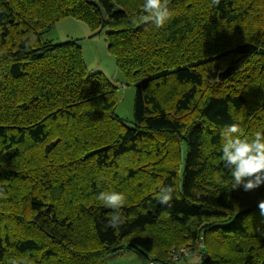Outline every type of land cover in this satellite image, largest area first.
Listing matches in <instances>:
<instances>
[{
    "label": "trees",
    "instance_id": "trees-1",
    "mask_svg": "<svg viewBox=\"0 0 264 264\" xmlns=\"http://www.w3.org/2000/svg\"><path fill=\"white\" fill-rule=\"evenodd\" d=\"M144 2L0 0V264H107L125 251L177 264L174 248L199 243L203 264H264V185L233 190L221 159L226 125L264 132V0H169L159 28L133 23ZM69 16L106 29L136 87L133 121L76 39L44 37ZM112 191L118 213L98 199ZM114 214L125 223L105 228Z\"/></svg>",
    "mask_w": 264,
    "mask_h": 264
},
{
    "label": "clouds",
    "instance_id": "clouds-1",
    "mask_svg": "<svg viewBox=\"0 0 264 264\" xmlns=\"http://www.w3.org/2000/svg\"><path fill=\"white\" fill-rule=\"evenodd\" d=\"M169 0H145L142 11L146 14L133 18V23H153L157 28L164 26L170 19ZM218 5L220 0H212ZM238 124L226 125L222 130V161L224 167L231 172L232 188H243L246 192L259 189L264 185V132L257 131L254 137L241 136ZM174 189L171 186L162 187L158 200L163 205H169L173 198ZM2 194V193H0ZM98 199L105 207L118 213L125 204V197L119 192H102ZM261 214L264 215V200L258 202ZM125 223L119 214H114L105 224V228H118Z\"/></svg>",
    "mask_w": 264,
    "mask_h": 264
},
{
    "label": "rangeland",
    "instance_id": "rangeland-1",
    "mask_svg": "<svg viewBox=\"0 0 264 264\" xmlns=\"http://www.w3.org/2000/svg\"><path fill=\"white\" fill-rule=\"evenodd\" d=\"M93 33V29L86 22L69 16L56 22L45 32L44 37L56 43L76 39L82 47L89 71L102 72L117 85L119 97L117 114L122 119L131 122L135 119L136 87L134 84L127 83L125 76L117 67L115 57L109 52L106 29H103L99 34ZM150 259L141 252L125 251L109 255L107 264H150ZM177 264L185 263L182 261Z\"/></svg>",
    "mask_w": 264,
    "mask_h": 264
},
{
    "label": "built area",
    "instance_id": "built-area-1",
    "mask_svg": "<svg viewBox=\"0 0 264 264\" xmlns=\"http://www.w3.org/2000/svg\"><path fill=\"white\" fill-rule=\"evenodd\" d=\"M203 247V243H199L194 248H191L190 244L187 246H182L178 249L174 248L170 256V261L172 263L184 261L185 264H203V256L201 255L203 252H205L203 251ZM151 264L157 263L151 262Z\"/></svg>",
    "mask_w": 264,
    "mask_h": 264
},
{
    "label": "water",
    "instance_id": "water-1",
    "mask_svg": "<svg viewBox=\"0 0 264 264\" xmlns=\"http://www.w3.org/2000/svg\"><path fill=\"white\" fill-rule=\"evenodd\" d=\"M205 250H206V248L203 247V251H205ZM203 259H204L205 261H208V259H209V254H208V253H205V254L203 255Z\"/></svg>",
    "mask_w": 264,
    "mask_h": 264
}]
</instances>
